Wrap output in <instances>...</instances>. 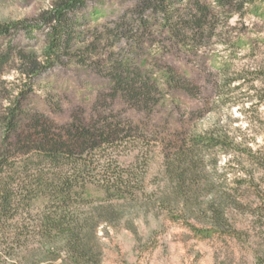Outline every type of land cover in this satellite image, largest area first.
Segmentation results:
<instances>
[{
  "label": "rangeland",
  "instance_id": "374dc122",
  "mask_svg": "<svg viewBox=\"0 0 264 264\" xmlns=\"http://www.w3.org/2000/svg\"><path fill=\"white\" fill-rule=\"evenodd\" d=\"M64 1L0 0V25L41 23ZM156 5L87 1L68 51L41 74L45 29L0 36L2 171L32 180L38 147L60 138L72 147L64 171L87 156L99 177L121 172L124 198L89 184L72 207L93 223L83 231L100 264H264V0ZM83 128L94 145L80 150ZM49 209L32 198L0 221V264H75L45 231Z\"/></svg>",
  "mask_w": 264,
  "mask_h": 264
},
{
  "label": "trees",
  "instance_id": "16d2710c",
  "mask_svg": "<svg viewBox=\"0 0 264 264\" xmlns=\"http://www.w3.org/2000/svg\"><path fill=\"white\" fill-rule=\"evenodd\" d=\"M87 1L89 0H65L60 5H56L51 10L47 11L41 23L36 22L29 24L22 21L2 24L0 25V36L8 35L12 30L17 28H26L28 30L26 37L31 36L36 30H40L41 28L45 29L48 45L44 51L43 60L39 63H34L35 67L33 64L35 74H41L46 69L59 62L61 56L68 51L74 39V26H76L78 22L74 13L86 5ZM178 1L179 0H157L155 9L166 8V3L168 5L171 4V2L174 3ZM231 1L232 0H216L219 6L225 10L231 8ZM5 60L4 57H1L0 64ZM168 74V80L171 81L172 75L171 73ZM117 79L119 84L124 83L121 75H119ZM10 111H12V116L9 125H12L17 119V111L15 107L10 108ZM78 132L79 136H77V138H88L86 139L87 143L84 142L80 144V150H85L87 147L92 148L94 143L92 142V133L90 129L83 128L81 131L79 129ZM59 139H46L38 147L36 157L38 164L37 171L32 180L29 179L22 183L16 182V185L7 181L8 179L4 171H2L4 169L3 163H1L2 158H0V221L14 218L13 212H15L26 200L37 197L45 198L46 203H49L50 209L47 212L45 211L42 221L46 226L45 231L48 233V237H52L53 232H55L58 239H62V248L68 260L71 262L75 264H100L99 261L96 260L93 250L94 241L92 239L94 235L91 233H84L83 231L90 221L86 218L82 220L77 210L72 207L75 202H78L80 199H85L84 192L89 184H94L102 188L106 194H110V196L124 198L125 186H127L129 182L124 180L125 177L121 172H115L112 168L110 169L109 165H104V167H102V172L106 174L112 170V174H110L107 179H104L105 177H99L97 173L98 167L93 165L94 162L88 160L87 156L84 157V160L75 159L71 161L72 167H69L68 172L64 171L61 167L62 156L64 153L72 152V147L67 145L65 141L60 142ZM93 141L95 142V140ZM181 159V152L175 153L174 157H172V164L180 162ZM192 165L193 163H190V166ZM179 168L180 167L176 166L174 170L178 172ZM16 187L22 189L23 194L21 196L17 194ZM212 206L215 207V205ZM214 218L219 220V211L216 212ZM90 224L93 225V223Z\"/></svg>",
  "mask_w": 264,
  "mask_h": 264
}]
</instances>
